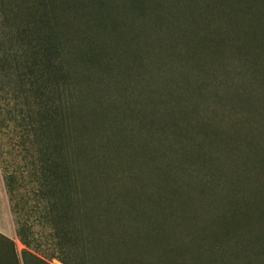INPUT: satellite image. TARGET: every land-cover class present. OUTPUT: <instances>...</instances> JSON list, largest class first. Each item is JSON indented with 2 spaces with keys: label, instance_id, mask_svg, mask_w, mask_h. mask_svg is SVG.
Segmentation results:
<instances>
[{
  "label": "trees",
  "instance_id": "16d2710c",
  "mask_svg": "<svg viewBox=\"0 0 264 264\" xmlns=\"http://www.w3.org/2000/svg\"><path fill=\"white\" fill-rule=\"evenodd\" d=\"M21 1L22 6L0 0V74L8 77V91L43 109L28 124L24 149L36 156L32 176L42 196L39 218L59 262L259 264L251 257L264 246L261 206L254 212L263 231L242 247L249 260L244 263L213 245L187 247L194 241L178 239L187 234L172 240L177 235L146 222L135 196L110 174L124 152L155 160L163 146L174 158H186L199 152L200 138L218 137L215 123L197 120L186 109L187 97L207 92L204 80H192L187 63L204 52L219 73L208 83L211 100L241 116L239 125L254 104L256 116L263 112L264 20L252 18L253 6H231L230 0ZM18 20L23 23L15 35ZM13 36L19 38L11 44ZM168 49L179 52L169 56ZM223 142L221 153L230 149V142ZM234 154L244 166L245 150ZM206 168L210 181L198 189L200 197L210 193L215 176ZM138 176L125 180L134 183ZM249 215L247 210L242 216ZM15 237L25 264L28 257L45 264L30 252L37 247L32 225L17 220ZM7 264H18L15 255Z\"/></svg>",
  "mask_w": 264,
  "mask_h": 264
},
{
  "label": "rangeland",
  "instance_id": "374dc122",
  "mask_svg": "<svg viewBox=\"0 0 264 264\" xmlns=\"http://www.w3.org/2000/svg\"><path fill=\"white\" fill-rule=\"evenodd\" d=\"M229 2L232 3L229 5L235 7L253 6L252 18L264 20V0ZM17 4L22 6V1L18 0ZM21 19L24 21V18ZM22 20L13 25L15 35V27L21 25ZM18 38L13 36L11 44ZM178 52L177 49H168L169 56H177ZM210 56L204 52L198 61L187 60L192 80L198 83L204 80L207 92L203 96L194 93L191 99L187 97L186 109L193 110V117L197 120L206 119L215 123L219 127L218 137L211 136L206 141L200 138L197 148L199 152L186 158L178 157V160L169 147L163 146L159 147L160 152L155 160H147L140 153L124 152L110 174L112 178L122 179L126 194L135 196L146 222L157 225L166 235H169L167 232L177 235L172 240H176L180 233L187 234L188 238H178L194 241L187 247L213 245L220 251L227 250L233 255H239L245 263L249 261L246 258L248 253L243 250L247 246L248 237L263 231L254 209L261 206L264 211V110L256 116L259 107L254 104L250 113L246 114L247 122L239 125L236 119L241 116L235 111L226 113L221 104L211 100L209 96H212V92H209L208 83L216 82L219 73L214 60L213 63L210 61ZM183 66L179 65L186 72ZM7 81L8 77L0 74V264L10 263L14 255L18 264H25L21 255L23 247L15 237L17 220L32 225L35 232L37 247L30 251L31 254L45 264H61L57 251L51 246L49 229L39 218L42 196L38 191L36 177L32 176V167L38 165L35 163L36 156L33 151L28 154L24 149L28 124L37 120L43 109L36 101H23L17 92L8 91ZM175 110L179 111L178 108ZM253 115L256 117L251 119ZM219 139L230 142V149L223 150L227 153H221ZM241 149L245 150L244 166H238L234 157V153ZM73 166L70 167L71 172ZM205 167L213 169L215 176L212 178L210 193L200 197L198 189L205 181H210L205 175ZM135 173H139L136 182L125 180V177L127 179L130 175L131 178ZM11 187L12 192L9 193ZM171 190H176L179 196L172 197ZM247 210L251 216H242L246 215ZM256 250L259 253L251 259L264 264V246H257ZM26 262L33 264L34 260L28 257Z\"/></svg>",
  "mask_w": 264,
  "mask_h": 264
}]
</instances>
